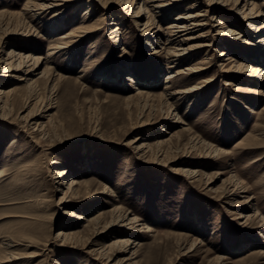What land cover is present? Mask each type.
I'll return each mask as SVG.
<instances>
[{
    "label": "rangeland",
    "instance_id": "obj_1",
    "mask_svg": "<svg viewBox=\"0 0 264 264\" xmlns=\"http://www.w3.org/2000/svg\"><path fill=\"white\" fill-rule=\"evenodd\" d=\"M33 1L0 0V264H264V0H184L150 28L154 0H82L56 29ZM190 11L214 42L180 63L166 30ZM10 51L34 57L16 76Z\"/></svg>",
    "mask_w": 264,
    "mask_h": 264
},
{
    "label": "bare ground",
    "instance_id": "obj_2",
    "mask_svg": "<svg viewBox=\"0 0 264 264\" xmlns=\"http://www.w3.org/2000/svg\"><path fill=\"white\" fill-rule=\"evenodd\" d=\"M62 1H65V2H62ZM80 1H82V0H38V1H33L32 2V6H33L32 10H34L33 15H35V17H36V15L39 14V12H38L39 10L41 11V13L52 11V10L56 11L52 17L54 20L58 21L55 24V26L53 27L54 29H56L64 23V19H66L65 17L68 16L67 13L70 12V9L74 8L77 4L79 5ZM97 1H99V0H97ZM122 1H124V2H122ZM154 1H155V4L153 5L151 10H148L147 5L143 4V5L139 6V10L135 11L136 12L135 16L140 15L141 12L147 13L148 17H150V19L146 22V25H147L146 27H148V28H150L151 26H153L156 23L157 18L162 19V14L165 13L164 9H168V13H170L171 11L174 10V8L176 9V5H178L179 3H181L184 0H154ZM225 1H228V0H225ZM245 1L247 4L248 1L247 0H245ZM121 2L123 4H126V5L127 4L131 5V7L134 5V0H121ZM237 2H239V1L237 0ZM28 6L30 7V5H28ZM262 11H263V9H261V8L259 9L257 7V4L253 2L250 5V12L248 14L252 15L249 17H253V16L257 17V16L262 14ZM54 16H56V17H54ZM62 16H64V18ZM200 16H201L200 13H194L192 11L185 13V14L182 13V14L178 15V17L176 19H174L173 22H171V24L168 25L167 30H166L167 36H168L167 40L169 41L170 44L173 43V44L177 45V48L170 50L168 52V54H170L171 57H179V58L175 59V61H179L181 63L182 59H180V58L184 57L188 53H192L194 51L195 52L200 51L201 48H207V47L211 46L212 43L214 42L213 39L211 41L206 40V39H202V37H204L203 34L195 35V32H194L195 29L203 25L198 20V17H200ZM59 18H60V20H58ZM214 18H215V16H214ZM216 19H217V17H216ZM112 24H114V23H112ZM219 24H223V28H227V25L224 24L222 22V20H219ZM61 28H63V27H61ZM251 29H255L258 32V31H260L261 27H260V25L251 24ZM117 30H118V28L113 30V32H115ZM90 31H92V29L85 28V29H80V31H76L77 33H74L75 35H73V33H69L68 35H63V36L59 37L58 38L59 40L56 43H54V45L52 43L53 46H51L49 48L48 54L46 57L47 60L50 57L55 56L57 53H59L61 51H64L70 47H74V45L78 44L80 42V39L82 37H84L85 35H88V33ZM148 31L149 30H147L146 32H148ZM153 31L151 33L148 32L150 35L149 39L150 40L156 39L158 42H160L161 35H162L161 28L158 26V28L154 32ZM227 32H233V30L231 31L228 28ZM236 34H239V33H236ZM260 42L264 44V34H263V37L260 40ZM223 54H225V53H222L221 55H223ZM8 55H9L11 60L14 59L16 56H19L18 62L10 60V62H8L6 64V67H5L3 72L4 73L11 72L12 74L10 76H16L13 74H15L14 72H17L20 70V68L23 66L25 58H27V57L34 58L31 55H27V56H25L24 54L19 55V53H16L14 51H10ZM37 59H38V57H35V60H37ZM227 60H229L230 62L234 61L232 59V57L227 58ZM38 61L39 60H37V62ZM187 70H188V72H196L197 71V69H189V68H187ZM236 71L239 72L240 74H247L248 75L249 72L258 73L261 70L259 68L254 69V67L251 66L249 63L243 61L240 63V65ZM262 71H263V69H262ZM47 73H48V68L44 71V76L47 75ZM121 73H123V72L121 71ZM179 74H181V72H177L175 74L170 73L168 78L170 79V78H173L174 76L176 77ZM24 79H26V78H24L22 76L19 80H24ZM14 90H15L14 88L13 89L10 88V89L6 90V89H3V87H0V110L1 111H4L5 109H7L9 107V102L6 98L8 97V95L10 93H13ZM190 90L189 91L184 90L183 92H178L177 94H185V93L190 92ZM173 95H175V94H171L169 97H171ZM31 116H30L31 117L30 119L34 120L35 119L34 116L33 115H31ZM144 147H145V144L142 143L140 145V148L143 149ZM61 173L63 174L64 172H61ZM78 218L85 219V217L81 216V215ZM131 219H132L131 223H135L136 217L131 218ZM151 230H152L151 227L147 225L143 229H141V232L145 233V232H150ZM60 234H62V236H63L64 231H60L58 235H60ZM133 242L134 241L129 239L125 243H127L126 246H128V245H132ZM14 243L15 242L13 240L12 241L9 240V242H7V244L6 243L5 244H6V246H8V248L9 247L11 248ZM127 259H131V257H128Z\"/></svg>",
    "mask_w": 264,
    "mask_h": 264
}]
</instances>
